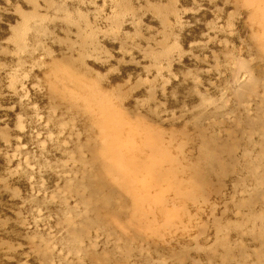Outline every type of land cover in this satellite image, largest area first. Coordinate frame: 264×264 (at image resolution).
Wrapping results in <instances>:
<instances>
[{
  "label": "rangeland",
  "instance_id": "374dc122",
  "mask_svg": "<svg viewBox=\"0 0 264 264\" xmlns=\"http://www.w3.org/2000/svg\"><path fill=\"white\" fill-rule=\"evenodd\" d=\"M0 264H264V0H0Z\"/></svg>",
  "mask_w": 264,
  "mask_h": 264
}]
</instances>
